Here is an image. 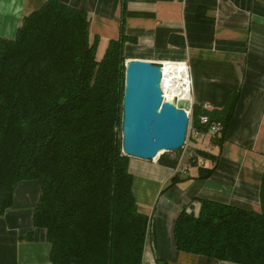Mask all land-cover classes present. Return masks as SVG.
I'll return each instance as SVG.
<instances>
[{
  "label": "trees",
  "instance_id": "trees-1",
  "mask_svg": "<svg viewBox=\"0 0 264 264\" xmlns=\"http://www.w3.org/2000/svg\"><path fill=\"white\" fill-rule=\"evenodd\" d=\"M89 25L84 10L46 0L22 17L14 39H0V217L17 184L36 181L32 223L45 230L51 264H141L150 222L121 152L123 45L132 39L121 29L99 58ZM237 100L211 112L193 105L192 127L206 131L201 115L221 123L220 144ZM180 156L164 152L157 163L174 169ZM213 170L201 168L198 178ZM259 200L260 212L210 200L195 212L190 204L175 220L176 249L264 264V171Z\"/></svg>",
  "mask_w": 264,
  "mask_h": 264
},
{
  "label": "crops",
  "instance_id": "crops-1",
  "mask_svg": "<svg viewBox=\"0 0 264 264\" xmlns=\"http://www.w3.org/2000/svg\"><path fill=\"white\" fill-rule=\"evenodd\" d=\"M46 0H0V39H14L23 16ZM89 15L90 37L104 52L123 29L125 63L186 62L192 78L191 101L214 111L238 95L223 140L208 133L192 138L182 174L156 161L128 157L132 194L149 228L143 261L160 264H236L179 252L174 225L181 210L199 200L260 212L264 171V0H59ZM193 107V106H192ZM202 108V107H201ZM192 158L191 160H189ZM214 168L204 179L200 169ZM176 183L171 186L172 178ZM40 195L36 181L17 184L13 205L0 217V264H51L50 244L33 227ZM31 232L32 238L27 239Z\"/></svg>",
  "mask_w": 264,
  "mask_h": 264
},
{
  "label": "water",
  "instance_id": "water-1",
  "mask_svg": "<svg viewBox=\"0 0 264 264\" xmlns=\"http://www.w3.org/2000/svg\"><path fill=\"white\" fill-rule=\"evenodd\" d=\"M121 152L156 161L164 152L178 151L185 142L190 102L163 100L161 64L142 60L124 65Z\"/></svg>",
  "mask_w": 264,
  "mask_h": 264
},
{
  "label": "built area",
  "instance_id": "built-area-1",
  "mask_svg": "<svg viewBox=\"0 0 264 264\" xmlns=\"http://www.w3.org/2000/svg\"><path fill=\"white\" fill-rule=\"evenodd\" d=\"M161 91L164 101L177 104L178 101H189L190 109L187 111L188 116V127L185 142L182 149V153L186 151L189 142L192 138H198L204 133H208L211 136H216L221 133L223 127L219 122H213L209 119L207 115H201L199 117V124L206 128L203 133L192 127V101H191V90H192V78L190 75V68L186 62L178 61H165L161 62ZM164 81V83H163ZM203 110H209L207 104H203ZM182 154L179 159V163L176 168L173 169L174 174L184 173L188 167L189 163L182 160ZM141 264H160L156 260H149L147 262L143 261Z\"/></svg>",
  "mask_w": 264,
  "mask_h": 264
},
{
  "label": "rangeland",
  "instance_id": "rangeland-1",
  "mask_svg": "<svg viewBox=\"0 0 264 264\" xmlns=\"http://www.w3.org/2000/svg\"><path fill=\"white\" fill-rule=\"evenodd\" d=\"M102 54H103V51L99 50L98 51V57L100 58L102 56ZM178 151H180V154H182V149H180Z\"/></svg>",
  "mask_w": 264,
  "mask_h": 264
},
{
  "label": "bare ground",
  "instance_id": "bare-ground-1",
  "mask_svg": "<svg viewBox=\"0 0 264 264\" xmlns=\"http://www.w3.org/2000/svg\"><path fill=\"white\" fill-rule=\"evenodd\" d=\"M163 83H164V81H163Z\"/></svg>",
  "mask_w": 264,
  "mask_h": 264
}]
</instances>
